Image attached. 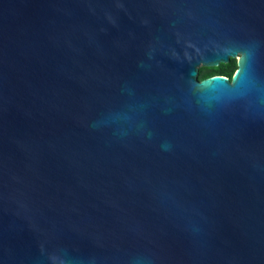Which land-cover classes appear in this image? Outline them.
<instances>
[{
  "label": "water",
  "instance_id": "obj_1",
  "mask_svg": "<svg viewBox=\"0 0 264 264\" xmlns=\"http://www.w3.org/2000/svg\"><path fill=\"white\" fill-rule=\"evenodd\" d=\"M0 264H264V0H0Z\"/></svg>",
  "mask_w": 264,
  "mask_h": 264
},
{
  "label": "trees",
  "instance_id": "obj_2",
  "mask_svg": "<svg viewBox=\"0 0 264 264\" xmlns=\"http://www.w3.org/2000/svg\"><path fill=\"white\" fill-rule=\"evenodd\" d=\"M236 69V63L234 59H231L228 64H220L218 67L214 68H207V67H200L198 78L200 80L220 75V76H226L228 78H231L235 72Z\"/></svg>",
  "mask_w": 264,
  "mask_h": 264
},
{
  "label": "flooded vegetation",
  "instance_id": "obj_3",
  "mask_svg": "<svg viewBox=\"0 0 264 264\" xmlns=\"http://www.w3.org/2000/svg\"><path fill=\"white\" fill-rule=\"evenodd\" d=\"M235 60V63H236V68H237V60L236 59H234ZM236 70V69H235ZM199 79V78H198ZM229 79H231V78H229ZM200 80V79H199Z\"/></svg>",
  "mask_w": 264,
  "mask_h": 264
}]
</instances>
